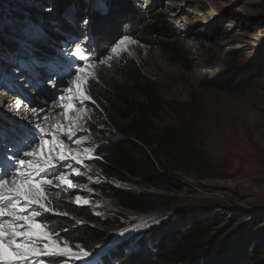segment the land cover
I'll list each match as a JSON object with an SVG mask.
<instances>
[{"label":"rangeland","instance_id":"rangeland-1","mask_svg":"<svg viewBox=\"0 0 264 264\" xmlns=\"http://www.w3.org/2000/svg\"><path fill=\"white\" fill-rule=\"evenodd\" d=\"M151 1L0 0V74H3L0 79L7 80L6 76L12 79L9 73L18 74V78L10 83L25 92L29 90L28 79L25 78L28 73L25 69L29 66L38 69V75L34 77L45 88L50 80H56V76L60 82L62 80L59 84H63L69 76L74 79L75 56L68 53H72L70 45L78 41V45L90 53L86 69L88 80L93 76L96 65L108 55L112 56L110 62L126 53L156 81L160 94L167 101L165 112L155 120L156 127L160 131L189 123L193 127L191 137L196 143L195 152L201 158L199 164H183L166 158L171 186L143 185L136 180H122L103 174L95 161L110 143L121 140L123 136L110 123L95 127L89 108L91 101L79 107L77 111L81 114L78 116L82 120V129L78 138L85 144L87 139L96 141L97 145L94 149L81 152L90 160L80 163L81 176L71 178L75 187L59 181L55 184L65 188L75 204L92 211L98 219L92 225L106 236L105 244L93 251L87 264H106L104 260L110 257V252L118 250L124 243L127 244L126 253H141V247L147 248L149 243L152 245L150 230L153 227L166 222L170 230L187 225L192 218L199 216L216 223L215 226L205 227L201 234L204 242L223 243L229 251L246 249L244 263L264 264V0L157 2V12L193 40L192 62L188 68L171 62L161 49L147 46L132 35L126 36L135 43L126 42L122 46L125 50L119 55L110 52L114 43L111 42V35L100 31L103 29L97 26V17L115 15V8L117 27L121 28L124 23L128 25L133 19L137 29L145 21V10ZM117 2H120L118 6ZM85 18L89 21L87 26L82 23ZM33 58L38 61L34 66L30 63ZM18 63H27L28 67H18ZM83 63L86 61L81 60L80 64ZM232 67L245 68L248 82L243 88L226 93L211 86L210 81L217 74ZM6 111L1 109L0 112V127L7 131L3 143L8 144L13 134L29 133L17 142L22 153L34 142V135H42L48 141L45 149L49 148L52 153L49 158L40 154L36 159H50L57 167L65 163L59 161L58 147L72 155L80 153L68 148L66 142L56 136V120L65 115L61 109L49 121L52 129H44L43 133L33 126L16 127L5 116L9 115L16 123L21 112L16 116V113L6 114ZM71 170L69 167L66 172L70 174ZM5 171L14 172L15 166L0 159V176H4ZM89 175L98 176L99 181L89 179ZM105 186L134 190L143 196L153 197V200L141 204L144 206L142 211L135 210L102 192L100 188ZM76 196L81 198L79 203ZM84 200L88 204H84ZM114 204L119 211L112 210ZM60 237V246H63L64 238ZM207 249L203 246L199 255L206 253ZM52 259L59 260V264H84L71 255L65 258L41 254L36 258L42 264H51ZM111 264L117 262L113 260ZM156 264L173 263L157 261Z\"/></svg>","mask_w":264,"mask_h":264},{"label":"trees","instance_id":"trees-1","mask_svg":"<svg viewBox=\"0 0 264 264\" xmlns=\"http://www.w3.org/2000/svg\"><path fill=\"white\" fill-rule=\"evenodd\" d=\"M162 1H151L145 10V21L137 29L133 19L130 20L132 25L124 23L121 28L117 27L115 8V15L113 13L97 17V26L103 29L101 32L111 35L113 43L126 35L135 36L141 43L161 49L171 62L188 68L192 62L193 40L175 28L162 13L157 12L156 3ZM246 75L245 68L232 67L217 74L210 84L223 92L234 93L247 84ZM88 87L89 92L86 94H90L96 101L95 105L89 102L95 127L110 123L123 136L121 140L110 143L95 161L105 176L169 188L172 179L167 174L166 158L170 157L171 160L183 164H199L201 158L195 152L196 143L191 137L193 127L190 123L165 131L156 127L155 120L165 112L167 101L160 94L156 81L143 71L133 57L123 53L106 64L98 63L93 76L88 80ZM45 190L50 201L49 206L61 213H68L67 216L49 217V227L54 232L67 238L70 245L80 244L92 252L105 244V234L92 225L98 219L92 215L91 210L75 204L70 193L60 185L45 186ZM100 190L127 207L139 211L144 207L141 204L153 200V197L143 196L134 190L112 186L101 187ZM79 221L87 224L81 225ZM215 225L214 220L204 216L194 217L191 223L170 230L164 222L150 230L152 245L149 243V247H141V253H126L127 244L124 243L118 250L111 251L110 257L104 262L111 264L115 260L117 264H156L157 261L173 264L178 261L179 264H249L243 260L246 249L229 251L224 248L223 243L202 240L201 234L205 227ZM64 228L69 231L64 232ZM203 246L208 247L207 252L199 255ZM58 261L50 260L51 264H59Z\"/></svg>","mask_w":264,"mask_h":264},{"label":"snow or ice","instance_id":"snow-or-ice-1","mask_svg":"<svg viewBox=\"0 0 264 264\" xmlns=\"http://www.w3.org/2000/svg\"><path fill=\"white\" fill-rule=\"evenodd\" d=\"M50 11V9H46ZM82 23L87 26L89 21L85 18ZM130 41V37L124 36L114 45L110 46V52L119 55L122 48ZM91 51V49H89ZM71 55L85 60L86 63L82 67L76 69L74 80L70 84L76 85V92L78 95L71 96L74 103H78L81 107L85 106L86 102L91 101L95 105L96 101L92 98L88 87V73L86 69L89 67L88 58L84 55V50L77 46ZM112 59L111 55L107 59L102 60V64H106ZM33 66L38 63L34 58L30 62ZM18 67L26 68L28 64H17ZM56 83H52V88H57ZM65 92L71 94L73 89L71 87L65 88ZM59 100H64V95L59 96ZM20 107V102H17V109ZM61 111L67 114L66 110L71 109L73 104H60ZM36 112V109L32 110ZM40 111H43L41 109ZM46 118V117H45ZM71 119V117H69ZM39 133H43L39 123L34 125ZM27 132H22L17 136L13 134L12 139L8 144L3 143V139L7 137V131L0 127V159L5 162L10 161L15 166L14 172L5 171L4 176H0V264H42L36 258L43 254L46 257L63 256L65 258L71 256L76 258L77 262L83 261L87 264V259L93 256V252L86 250L80 244H72L64 238L60 246V234L54 232L50 227V216H67L68 213H61L49 206L50 201L46 195L45 187L56 186V181L62 182L64 185L75 187L72 179H69L66 169L71 167V161L77 164L82 163L77 155L71 153H63L59 156V161L65 163L59 164V167L53 165L50 159L37 160L36 157L43 153L44 146L48 141L42 135H34V142L29 146L27 151L20 152L17 147V142L21 141ZM66 135L71 138L75 135L71 129ZM86 139V137H85ZM75 145L81 144L80 139L75 140ZM8 145H11L9 147ZM65 169V171H61ZM75 176H81L79 168L75 170ZM20 179H17V178ZM80 197L76 196V202H80ZM88 204L87 200L83 201ZM64 232L69 229L64 228ZM123 236L124 233H121ZM7 240V243L5 242ZM78 249V250H76Z\"/></svg>","mask_w":264,"mask_h":264},{"label":"bare ground","instance_id":"bare-ground-1","mask_svg":"<svg viewBox=\"0 0 264 264\" xmlns=\"http://www.w3.org/2000/svg\"><path fill=\"white\" fill-rule=\"evenodd\" d=\"M78 44H79L78 41L72 43L69 47V50L72 51V53H73L75 50L74 46L75 47H77V46L81 47V45H78ZM67 48H66V50H67ZM81 48L83 49V47H81ZM70 54L71 53H68V55H70ZM84 55L88 59L90 58V53L88 54L84 51ZM72 56H74V55H72ZM74 60L76 61V63H74V64H76L75 69H77L78 67H81V65L84 66V63L80 64L81 59H79L78 57H74ZM25 71L28 72V73H26L27 75L25 76V78L28 79L26 82H28L30 84L29 85L30 89L27 92L17 89V87L13 86L10 83V81L16 80L18 78V74H15V73L10 74L9 73L8 76H9V78H12V79H8L6 76V79L8 81L0 79V82L2 81V83H3L2 87L0 85V112H1V109L4 111L7 110L6 114H7V112L11 113L12 112L11 109H13L14 112L15 111H18L19 113L22 112L20 114V118L16 119V123L14 120H12L9 117V115H6L5 113L3 114V117L6 115L5 117L8 119V121H10V123L15 125L16 127H20L21 125L34 127V125L36 123H39L41 125V128L50 131L52 129V127L50 126L49 121L51 120L53 114L57 113V111L60 110L59 105L60 104H73V107L71 109L66 110L67 114H65L62 118H58L56 120V127L58 128L56 136L60 137L64 142H66L68 148H73L75 150H78V152L80 151V153L78 154V157L81 159V161L90 160V157L84 156L81 152L84 149H94V147L97 145L96 141H91V140L87 139L88 142H86L87 144H85L80 140L81 144L79 146L75 145V143H74L76 139H79L78 138V135L80 134L79 131L82 129V127H81L82 120L79 117L81 114H79V111H77L78 109H80L79 108L80 105L78 103H74L73 99H70V95L71 96L78 95V93L76 92V85L70 84V81H72L74 79L71 78L70 76L67 78L65 76L66 80H63V84H57L58 87L55 88L54 90H52L51 84L54 82L53 80H50V82L46 88L44 86H40L37 83V80L34 77V75H38V69L37 68L29 66V69L27 68V69H25ZM52 71H53V68H52ZM0 75L3 76L2 73ZM57 78L59 79L58 76H57ZM61 82H62V80H61ZM11 85L14 87L15 90L12 89ZM21 85H20V87H21ZM49 87H50V92H48ZM68 87H71L73 89V92L71 94L64 91V89L68 88ZM55 91L57 93H59L60 95H64L65 100H63V101L57 100V97H59L60 95L57 93H54ZM14 94H19V95L17 96ZM18 99L25 101V103L20 101L19 110L17 109V102H19ZM55 99H56V101H53ZM1 104H3V105H1ZM28 104H29V106H28ZM3 107L4 108L8 107V108L4 109ZM33 109H36L37 111L33 112L32 111ZM41 109H43V111H40ZM78 114H79V116H78ZM69 117H71V119H69ZM63 127H64V129H61ZM69 129H71L73 132H75V135L71 136V138H70L73 142H71V140H68L67 137H69V136L66 135V133L69 132ZM54 146H52V149L55 151ZM56 152H58V155H61L62 152L66 153L62 148L60 149L59 147H58V151H56ZM50 153H52V152L51 151L49 152V148L45 149V146H44V150H43V153L41 155L44 158H49ZM79 165L80 164H77L75 161H71V167L70 168H72L71 171L73 174L72 173L68 174V172H67L69 179L74 178L76 168H79V170L81 171V166L79 167ZM17 179H19V178H17ZM89 179L96 180L97 182L99 181V177L95 176V175L94 176L89 175ZM118 208L119 207L115 204L112 206V210L115 212L120 210ZM124 211H126V210H124ZM6 243H7V240H6ZM69 255H71V254H69Z\"/></svg>","mask_w":264,"mask_h":264}]
</instances>
